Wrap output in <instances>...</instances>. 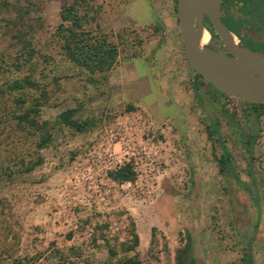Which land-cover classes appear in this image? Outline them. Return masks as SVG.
<instances>
[{
  "label": "rangeland",
  "instance_id": "rangeland-1",
  "mask_svg": "<svg viewBox=\"0 0 264 264\" xmlns=\"http://www.w3.org/2000/svg\"><path fill=\"white\" fill-rule=\"evenodd\" d=\"M71 1L0 0V264H243L248 246L264 264V106L189 67L176 0L80 2L87 36L116 45L87 72L64 56ZM26 108L36 125L17 121ZM66 109L81 130L58 120ZM122 163L131 180L112 176Z\"/></svg>",
  "mask_w": 264,
  "mask_h": 264
},
{
  "label": "water",
  "instance_id": "water-1",
  "mask_svg": "<svg viewBox=\"0 0 264 264\" xmlns=\"http://www.w3.org/2000/svg\"><path fill=\"white\" fill-rule=\"evenodd\" d=\"M221 0H176L180 42L189 67L218 91L264 103V55L249 49L220 18ZM213 29L210 34L204 23ZM207 32L205 44L201 36Z\"/></svg>",
  "mask_w": 264,
  "mask_h": 264
},
{
  "label": "trees",
  "instance_id": "trees-1",
  "mask_svg": "<svg viewBox=\"0 0 264 264\" xmlns=\"http://www.w3.org/2000/svg\"><path fill=\"white\" fill-rule=\"evenodd\" d=\"M80 2H83V0H72L70 3L64 4L59 12L60 23L58 28L61 31L64 56L68 61L85 69L89 73L102 72L107 70L114 62L116 45L106 42L104 39L94 40L87 36L88 32L82 28V15L78 14V5ZM231 6L235 7L241 16L236 19L226 12V17L222 18L223 23L251 49L256 51H259L260 48L264 49V0H226V10ZM204 23L206 30L210 34H213L210 22L206 20ZM12 24L20 25V23ZM246 25L251 28L253 27L254 34L248 32L246 34H240V29ZM15 30L17 33L16 39L23 44L29 45V41L26 39L27 31L21 30L19 26ZM197 75L200 76L198 73ZM23 81L29 85H33L28 77L23 78ZM21 86L22 84L20 82L13 81L8 85V88L12 90L14 88H20ZM215 90L218 91L217 89ZM3 91L4 89L0 87V94ZM252 104L264 106V103ZM33 110V108H26V110L16 116L17 121H27L30 122L29 124L36 125L33 119L28 120L29 111ZM72 113L73 111L71 109H66L58 114V120L65 125L72 126L76 130H81V123L72 119ZM255 136V134H252L245 141V150L249 156ZM48 139L49 134L43 133L36 143V146L40 147L45 145ZM221 148L222 152L216 159L219 170H222L228 164V153L222 145ZM30 167L31 165L28 168ZM112 176L118 181L131 180L133 178V172L129 165L124 164L118 167L112 173ZM136 241L137 237L134 235L133 243L135 244ZM109 252L111 251L109 250ZM241 261L243 264H253L249 246L243 252ZM112 264H139V260L135 254H132L118 259Z\"/></svg>",
  "mask_w": 264,
  "mask_h": 264
},
{
  "label": "flooded vegetation",
  "instance_id": "flooded-vegetation-1",
  "mask_svg": "<svg viewBox=\"0 0 264 264\" xmlns=\"http://www.w3.org/2000/svg\"><path fill=\"white\" fill-rule=\"evenodd\" d=\"M225 3H226V0H221V2H220V18H221V20H222V18H225V17H226ZM206 20H208V19L205 17V18H204V22H205ZM242 42H243V41H242ZM243 43H244V42H243ZM244 44H245V43H244ZM245 46H247V45L245 44ZM247 47H248V46H247ZM248 48L251 49L250 47H248ZM251 50H253V49H251ZM254 51H256V50H254ZM256 52H258V53L264 55V49H261V50L256 51Z\"/></svg>",
  "mask_w": 264,
  "mask_h": 264
},
{
  "label": "bare ground",
  "instance_id": "bare-ground-1",
  "mask_svg": "<svg viewBox=\"0 0 264 264\" xmlns=\"http://www.w3.org/2000/svg\"><path fill=\"white\" fill-rule=\"evenodd\" d=\"M207 38H208V34L207 32H203L202 36H201V44H205L207 42Z\"/></svg>",
  "mask_w": 264,
  "mask_h": 264
},
{
  "label": "built area",
  "instance_id": "built-area-1",
  "mask_svg": "<svg viewBox=\"0 0 264 264\" xmlns=\"http://www.w3.org/2000/svg\"><path fill=\"white\" fill-rule=\"evenodd\" d=\"M123 164H124V163H122L121 165H123ZM121 165H118V167H120ZM118 167H117V168H118Z\"/></svg>",
  "mask_w": 264,
  "mask_h": 264
}]
</instances>
